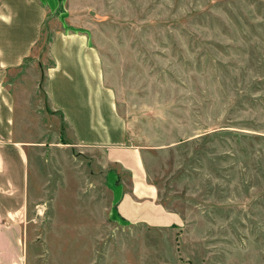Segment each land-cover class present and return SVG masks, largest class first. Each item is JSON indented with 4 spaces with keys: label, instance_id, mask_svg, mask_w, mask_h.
<instances>
[{
    "label": "rangeland",
    "instance_id": "rangeland-1",
    "mask_svg": "<svg viewBox=\"0 0 264 264\" xmlns=\"http://www.w3.org/2000/svg\"><path fill=\"white\" fill-rule=\"evenodd\" d=\"M84 1L74 28L101 53L148 181L182 225L109 216L103 153L77 146L46 96L49 46L67 29L50 17L6 79L28 157L26 200L4 207L8 264H264V0Z\"/></svg>",
    "mask_w": 264,
    "mask_h": 264
},
{
    "label": "crops",
    "instance_id": "crops-1",
    "mask_svg": "<svg viewBox=\"0 0 264 264\" xmlns=\"http://www.w3.org/2000/svg\"><path fill=\"white\" fill-rule=\"evenodd\" d=\"M87 7L84 0H0V264H8L6 241L9 234L14 241L17 232L4 219H12L13 210L4 207L17 196L25 201L28 191L26 146L15 139L16 96L6 79L32 55L50 17L67 29L57 31L49 46L46 96L70 126L77 146L103 153L104 180L111 191L109 216L128 226L182 225L148 181L142 148L132 144L116 93L106 83L101 53L85 30L75 29Z\"/></svg>",
    "mask_w": 264,
    "mask_h": 264
}]
</instances>
